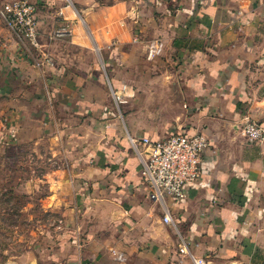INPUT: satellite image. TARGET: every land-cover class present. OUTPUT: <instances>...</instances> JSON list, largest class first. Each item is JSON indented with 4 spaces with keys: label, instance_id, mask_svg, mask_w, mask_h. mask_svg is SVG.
<instances>
[{
    "label": "crops",
    "instance_id": "0c3cea01",
    "mask_svg": "<svg viewBox=\"0 0 264 264\" xmlns=\"http://www.w3.org/2000/svg\"><path fill=\"white\" fill-rule=\"evenodd\" d=\"M7 1L0 153L46 139L77 200L66 237L27 264H264V141L243 132L264 126V0H33L37 46L8 27ZM197 133L200 180L149 199L139 152Z\"/></svg>",
    "mask_w": 264,
    "mask_h": 264
},
{
    "label": "rangeland",
    "instance_id": "374dc122",
    "mask_svg": "<svg viewBox=\"0 0 264 264\" xmlns=\"http://www.w3.org/2000/svg\"><path fill=\"white\" fill-rule=\"evenodd\" d=\"M76 204L66 159L52 155L46 139L6 148L0 153V264H27L32 250L60 243L68 234L65 211Z\"/></svg>",
    "mask_w": 264,
    "mask_h": 264
},
{
    "label": "built area",
    "instance_id": "2783aa9c",
    "mask_svg": "<svg viewBox=\"0 0 264 264\" xmlns=\"http://www.w3.org/2000/svg\"><path fill=\"white\" fill-rule=\"evenodd\" d=\"M3 17L17 36L34 46L39 44L38 8L33 0H8ZM71 32V26L66 24L55 30L54 35L61 38L70 35ZM163 49V41H151L148 58L154 60L162 54ZM243 132L250 142L264 141V126L255 120H249L244 125ZM208 146L209 140L203 133L177 134L148 142L146 150L139 152L142 163L141 178L148 198L161 202L164 201L165 196L181 198L186 184L200 180L203 150ZM164 222L172 223L168 210ZM180 252L190 255L185 244L180 248ZM191 257L195 264H204ZM117 259L123 260L122 254H119Z\"/></svg>",
    "mask_w": 264,
    "mask_h": 264
}]
</instances>
